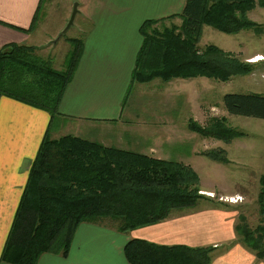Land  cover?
Returning a JSON list of instances; mask_svg holds the SVG:
<instances>
[{
	"label": "trees",
	"instance_id": "1",
	"mask_svg": "<svg viewBox=\"0 0 264 264\" xmlns=\"http://www.w3.org/2000/svg\"><path fill=\"white\" fill-rule=\"evenodd\" d=\"M257 7L264 8V0H185L181 12L170 17L179 19V26L164 27L166 20L144 21L131 83L196 78L227 83L235 76L248 75L253 64L214 45L200 49L198 44L204 26L227 35L257 32L259 26L247 17ZM156 25H162V30ZM68 42L71 49L62 71L35 56L34 47L3 48L0 95L43 110L52 119L59 115L83 48L79 39ZM222 102L228 115L264 120L262 95L225 94ZM187 130L225 144L246 136L229 128L225 117L212 118L205 126L189 119ZM202 155L228 163L221 149ZM199 184L198 175L188 165L73 136L53 140L46 133L31 165L2 261L36 264L43 254L66 257L75 231L83 223L109 225L124 234L156 225L174 210H188L208 199ZM257 206L259 223L251 227L245 214H239L234 230L240 243L264 264V175L259 179ZM213 251L131 239L124 254L130 264H210Z\"/></svg>",
	"mask_w": 264,
	"mask_h": 264
},
{
	"label": "crops",
	"instance_id": "2",
	"mask_svg": "<svg viewBox=\"0 0 264 264\" xmlns=\"http://www.w3.org/2000/svg\"><path fill=\"white\" fill-rule=\"evenodd\" d=\"M73 2L78 3V13L70 28L74 26L79 36L71 39L81 40L83 48L60 103L59 116L52 119L43 110L0 95V264H9L2 261V255L13 219L39 146L46 133L50 136L55 121L70 127L72 134L106 147L137 150L156 159L179 162L193 168L196 174V167L202 166L197 165L194 149L188 148L183 156L182 152L175 155L171 148L179 151L181 147L178 146L183 142L160 138L173 135L174 131L179 133L180 128L175 126V121L163 122V119L170 117L171 109L180 118L181 99L178 97L181 94L176 98H160L158 122L153 127L144 128L143 119L134 121L131 115L124 117V104L133 85L131 74L142 44L140 26L148 20L169 21L172 15L181 12L185 0H67L64 5L66 14L62 20L59 18L45 44L65 27ZM51 4L49 0H0V51L9 46L36 47L42 31L39 19ZM78 16L81 20L79 25H75ZM46 17H42V23ZM158 82L165 85V90L172 89V93L177 94L182 87H195L194 84L185 86L178 83L184 81L175 79L169 82L154 80L148 84ZM160 91L151 87L148 92L155 94ZM129 123L144 129L130 130ZM116 126L121 129L119 133L114 130ZM58 131L63 130L57 128ZM132 135L133 138L129 139ZM144 138L148 143L142 145ZM222 204L178 210L163 222L131 234L120 233L104 225L83 223L77 227L66 257L43 254L36 264H130L124 249L131 239L158 246L213 248L210 264H263L240 243L234 230L236 213Z\"/></svg>",
	"mask_w": 264,
	"mask_h": 264
},
{
	"label": "rangeland",
	"instance_id": "3",
	"mask_svg": "<svg viewBox=\"0 0 264 264\" xmlns=\"http://www.w3.org/2000/svg\"><path fill=\"white\" fill-rule=\"evenodd\" d=\"M66 1L49 0V3L52 2V4L50 8H45L42 13V17L47 16L44 23H42V17L39 19L42 31H40V41L34 47L35 56H38L42 60H47V62L49 61L51 66L57 71L64 69L65 58L71 49L68 39L78 38L79 36L73 26L60 39L56 40V36L52 41L45 44L47 38L57 27L59 18L62 20L63 15L66 14L64 8ZM73 3L71 6H73ZM247 17L259 26L257 32H254V30H244L236 35H227L204 26L198 48L203 49L207 45H214L224 52L232 54L235 59L241 62L253 64L251 73L244 76H235L227 83L206 78L175 79L184 81L178 83H183L185 86L190 84L195 85V87L191 88H180L181 90L178 94L172 93V89L165 90V85H162L160 82L158 84L135 83L130 86L124 104V117L131 115L135 119L134 121L137 118L143 119L145 121L142 125L144 128L153 127L158 122L156 118L157 112L160 111V98H176V95L181 94L178 97V99H181L180 118L177 114H173L171 109L169 112L170 117H164L163 119V122L175 121V126L180 128H178L179 133L174 131L173 135H164L160 138L163 140L179 139V141L183 142V144L178 146L181 147L179 151L177 150L178 148H171L174 150L175 155L177 152H182L181 155L183 156L188 148L196 151L195 154L198 157L196 158L198 160L197 165H202L199 168L196 167L200 180L201 194L208 197V200H199L197 204H200L196 207L199 208L205 205L215 207L216 203H223L222 206L224 208L236 213V215L234 213L236 223L238 222L237 217L239 214H245L249 225L255 227L259 223L257 206L259 179L264 175V120L228 115L223 108L222 102V97L225 94L253 93L264 96V8L257 7ZM80 20L81 16H78L75 25H79ZM162 24L167 28L173 25L179 26L180 20L173 19L165 21ZM156 26L162 30V25ZM86 28L84 26V30H87ZM257 57H260L261 60H256ZM151 87H156V89L161 91L155 94L153 92L149 93L148 91ZM223 117L226 118L229 128L243 131L246 136L244 138L233 139L230 144H225L220 141L200 137L187 130V121L189 119L195 120L200 126H205L212 118L221 119ZM124 120L127 122V118H124ZM55 124L56 121L53 123L52 132L49 136L51 139L73 136L89 141L72 134L70 127ZM130 125L131 123L128 126ZM134 125L135 123H132L130 130L144 129L143 127L135 128ZM57 128H62L63 131L56 132ZM114 130L116 133L121 131L119 126L114 127ZM133 136L129 139L133 138ZM125 139L130 142L127 138ZM135 139L140 140L138 136H135ZM147 143L145 138L141 142L142 145ZM214 149L223 150L228 163L214 162L202 155L205 151ZM133 152L138 153L137 150ZM206 190L211 191L207 192ZM196 207L189 209H195ZM108 227L110 226L108 225Z\"/></svg>",
	"mask_w": 264,
	"mask_h": 264
},
{
	"label": "water",
	"instance_id": "4",
	"mask_svg": "<svg viewBox=\"0 0 264 264\" xmlns=\"http://www.w3.org/2000/svg\"><path fill=\"white\" fill-rule=\"evenodd\" d=\"M77 7H78V3L77 2L73 3L70 17H69L65 27L57 35L56 40L60 39L62 37V35L73 25V20L75 18V15L78 13Z\"/></svg>",
	"mask_w": 264,
	"mask_h": 264
},
{
	"label": "bare ground",
	"instance_id": "5",
	"mask_svg": "<svg viewBox=\"0 0 264 264\" xmlns=\"http://www.w3.org/2000/svg\"><path fill=\"white\" fill-rule=\"evenodd\" d=\"M256 60L260 61V60H261V58H260V57H257V59H256Z\"/></svg>",
	"mask_w": 264,
	"mask_h": 264
}]
</instances>
